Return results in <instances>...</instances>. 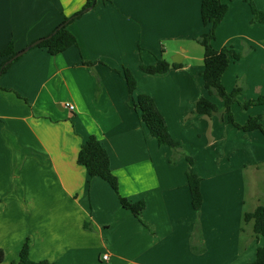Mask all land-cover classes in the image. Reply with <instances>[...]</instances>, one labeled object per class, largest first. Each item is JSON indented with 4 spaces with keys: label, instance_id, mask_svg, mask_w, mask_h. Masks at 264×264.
I'll return each instance as SVG.
<instances>
[{
    "label": "crops",
    "instance_id": "1",
    "mask_svg": "<svg viewBox=\"0 0 264 264\" xmlns=\"http://www.w3.org/2000/svg\"><path fill=\"white\" fill-rule=\"evenodd\" d=\"M86 2L0 0V51L11 43L15 52L24 50ZM223 2L228 12L213 47L243 55L231 62L223 84L228 92L245 85L250 95L243 92L239 102L244 96V102L254 100L264 95V23H252L255 15L246 0ZM254 2L264 13V0ZM201 9L202 0L100 3L69 25L77 45L56 56L36 47L0 77V250L6 260L18 262L28 239L32 260L54 264L256 260L264 240L243 218L264 205L257 193L249 197V182L256 184L264 165V134L238 130L222 112L191 116L196 102L207 96L200 75L204 49L196 42L209 31ZM177 54L184 66L165 75L140 68L162 59L173 63ZM5 60L0 57V68ZM124 68L137 80L133 96ZM141 94L154 99L170 134L203 178L202 254L191 248L197 214L186 175L189 162L150 135L132 106ZM210 100L223 108L216 96ZM238 104L232 111L241 125L264 115V105L253 106L238 118ZM90 137L108 152L121 196L145 202L143 220L152 230L122 207L108 182L91 178L78 162Z\"/></svg>",
    "mask_w": 264,
    "mask_h": 264
},
{
    "label": "trees",
    "instance_id": "2",
    "mask_svg": "<svg viewBox=\"0 0 264 264\" xmlns=\"http://www.w3.org/2000/svg\"><path fill=\"white\" fill-rule=\"evenodd\" d=\"M111 1L113 0H87L86 4L80 11L70 18H65L63 23H61L50 35L41 38L40 40H43L41 44L33 47L32 45L35 43L33 42L20 52H25L26 54L36 47H41L46 48L53 56L63 53L78 43L76 36L68 30L69 25L80 19L91 9L97 7L100 3ZM246 1L250 4L252 12L255 15L252 23H264V13L257 9L253 0ZM201 12L203 23L209 27V31L198 38L196 42L204 49V69L201 71L200 75L202 77L207 96L200 98L196 102L195 109L191 113V116L202 115L212 117L222 112L226 114L228 123L233 125L238 130L244 131L245 133L258 130L264 134V117L261 115L250 117L245 125H241L235 120L232 108L236 103H240L239 97L243 94L244 89L238 86L232 92H228L223 84V76L228 70L231 62L233 60H240L243 56L232 48L216 50L212 44L216 39V31L228 12L227 3H224L223 0H202ZM20 52H15L13 43L9 44L8 47L0 51V57L6 59L0 68V77L22 57L13 59ZM88 65L92 66V63H88ZM183 66V64L170 63L167 60L162 59L158 60L154 65H141L140 68L144 73L149 75H165L172 68L178 69ZM122 74L126 79L129 94L133 96L137 90V80L132 71L128 68H124ZM212 96H216L221 99L223 102L222 109H219L218 106L210 100V97ZM262 105H264V95L258 97L257 99L246 101L242 107L244 110H248L253 106ZM132 106L136 111L140 112L142 120L150 131V135L158 140L160 146H168L176 152L180 158L185 157L189 162L186 175L191 192L192 206L197 214V222L191 238V248L194 253L202 254L204 253V247L198 244V240L201 238L200 216L204 203L201 192L203 178L194 172L193 158L182 151L180 143L170 134L167 122L158 109L154 99L150 95L141 94L132 102ZM176 161L177 158H172L170 162L175 163ZM78 162L86 167L91 178L99 177L108 182L114 192L118 195L122 207L130 211L146 227L151 230L153 229L143 220V212L146 208L145 202L140 201L134 203L121 196L118 178L112 172L110 156L97 138L90 137L82 145L78 156ZM243 222L244 224H252L253 231L257 239L264 240V205L258 206L253 212H246L244 214ZM4 261L5 253L3 250H0V264H4ZM14 264L54 263L49 261L38 262L32 260L30 256V240L28 239L23 245L18 262ZM251 264H264V244L258 248L256 260Z\"/></svg>",
    "mask_w": 264,
    "mask_h": 264
},
{
    "label": "rangeland",
    "instance_id": "3",
    "mask_svg": "<svg viewBox=\"0 0 264 264\" xmlns=\"http://www.w3.org/2000/svg\"><path fill=\"white\" fill-rule=\"evenodd\" d=\"M256 7H257V5H256ZM243 80L244 79H242L241 81L243 82ZM243 89H244V92L247 91V94L250 95V93L248 92V90H246L247 87L245 85H243ZM252 93H253V90H251V95H252ZM246 97L247 96H244L243 99L241 100L240 104H238L239 106H241V107L238 106L239 107V113L238 114L236 113V115H237L238 118L241 117L242 114L246 113L250 109L249 108L248 110H244L243 107H242V105L245 103L244 102V98H246ZM220 101H221V99H220ZM261 116L264 117V115H261ZM263 122H264V120H263ZM248 174H249V176H251L250 172H248ZM257 176H259V178H258L256 184L253 182L252 179L249 182V186H250V188H249V197L252 198L253 194L257 193L258 195H260L259 200L261 201V203H264V165H262L260 167L259 171H257ZM251 178H252V176H251ZM4 262L6 264H8V263H10V264L17 263V261L16 262H11V259H9V260H6L5 259Z\"/></svg>",
    "mask_w": 264,
    "mask_h": 264
},
{
    "label": "water",
    "instance_id": "4",
    "mask_svg": "<svg viewBox=\"0 0 264 264\" xmlns=\"http://www.w3.org/2000/svg\"><path fill=\"white\" fill-rule=\"evenodd\" d=\"M43 42V40H38L36 41L32 46L35 47L39 44H41ZM27 52V51H26ZM25 54V52H20L18 53L13 59H16L18 57H21ZM183 62V59H182V56L181 54H177L174 58H173V63H176V64H181Z\"/></svg>",
    "mask_w": 264,
    "mask_h": 264
},
{
    "label": "built area",
    "instance_id": "5",
    "mask_svg": "<svg viewBox=\"0 0 264 264\" xmlns=\"http://www.w3.org/2000/svg\"><path fill=\"white\" fill-rule=\"evenodd\" d=\"M66 107L69 108V109L72 110V111L75 109V106H73L72 104H67ZM103 260H104V261H108V260H109V256H108L107 254L104 255V256H103Z\"/></svg>",
    "mask_w": 264,
    "mask_h": 264
}]
</instances>
